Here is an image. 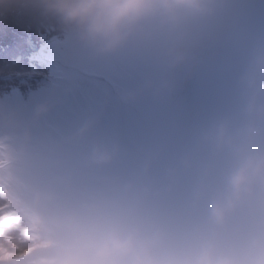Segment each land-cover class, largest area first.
<instances>
[{"label": "clouds", "instance_id": "obj_1", "mask_svg": "<svg viewBox=\"0 0 264 264\" xmlns=\"http://www.w3.org/2000/svg\"><path fill=\"white\" fill-rule=\"evenodd\" d=\"M37 4L96 60L134 44L153 71L124 104L164 102L200 70L198 37L233 0H0ZM228 103L130 156L89 115L65 135L37 138L0 101V188L27 217L6 225L23 255L6 264H264V25L234 17ZM29 237H35L30 239ZM7 248V244H5Z\"/></svg>", "mask_w": 264, "mask_h": 264}, {"label": "rangeland", "instance_id": "obj_2", "mask_svg": "<svg viewBox=\"0 0 264 264\" xmlns=\"http://www.w3.org/2000/svg\"><path fill=\"white\" fill-rule=\"evenodd\" d=\"M134 45L114 57L96 60L80 46L73 34L69 33L63 39L55 38L48 45H44L38 54L31 56L35 60L43 58L44 61L48 60L55 65L75 69L78 73L93 76L95 79L75 80L65 73L62 75L57 72L47 84L50 88L36 92L29 96V100L12 91L10 96H5L4 100L0 101H3L7 109L16 112L25 125L32 124L33 113L38 105L50 104V113L33 129L37 138L68 134L83 118L94 115L100 121L99 134L115 137L121 142L118 122V113L122 108L120 94L137 88L143 82L153 71L156 55L155 50L129 53V50H134ZM107 82L113 85L119 97L106 86ZM211 94V87L199 70L190 82L182 85L176 94L166 101L157 102L145 98L136 105L143 109L148 125L162 137L179 139L182 133L176 131L177 128L185 131L191 123L214 111L215 105L217 107ZM174 105H181L183 112L173 111ZM166 116L167 121L164 119ZM130 129L133 140L141 148L155 142L145 127L133 118L130 121ZM125 149L130 156L136 155L126 147Z\"/></svg>", "mask_w": 264, "mask_h": 264}, {"label": "trees", "instance_id": "obj_3", "mask_svg": "<svg viewBox=\"0 0 264 264\" xmlns=\"http://www.w3.org/2000/svg\"><path fill=\"white\" fill-rule=\"evenodd\" d=\"M70 32L52 16L46 15L34 3L14 2L0 5V100L16 91L29 96L44 89L57 72L85 80L78 72L35 60L44 45L53 39H63Z\"/></svg>", "mask_w": 264, "mask_h": 264}, {"label": "snow or ice", "instance_id": "obj_4", "mask_svg": "<svg viewBox=\"0 0 264 264\" xmlns=\"http://www.w3.org/2000/svg\"><path fill=\"white\" fill-rule=\"evenodd\" d=\"M26 220L27 217L15 206L11 195L0 188V264H6V260L29 251L21 250L19 245L14 242V238L5 232L6 225L14 224L18 232L27 235L29 230L25 226ZM29 238L35 239V237ZM5 244H7V248Z\"/></svg>", "mask_w": 264, "mask_h": 264}, {"label": "bare ground", "instance_id": "obj_5", "mask_svg": "<svg viewBox=\"0 0 264 264\" xmlns=\"http://www.w3.org/2000/svg\"><path fill=\"white\" fill-rule=\"evenodd\" d=\"M261 14L260 13H254V18H260ZM219 84H223L226 87V91L220 92L219 90H217V85L218 84H213V88H215V92L214 95L216 99H220L221 97H223L224 95H226L228 92H230V85L231 83L225 79L224 77L219 79Z\"/></svg>", "mask_w": 264, "mask_h": 264}]
</instances>
